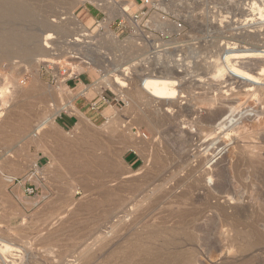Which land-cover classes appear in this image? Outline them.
Wrapping results in <instances>:
<instances>
[{"label":"rangeland","instance_id":"obj_1","mask_svg":"<svg viewBox=\"0 0 264 264\" xmlns=\"http://www.w3.org/2000/svg\"><path fill=\"white\" fill-rule=\"evenodd\" d=\"M68 1L33 0L37 20L41 21L48 17L52 25L66 24V20H62V23L60 16L63 12L72 9V6L68 5ZM141 1L145 0H138L137 5L135 2L130 4L127 7L128 13L134 14L136 11H141ZM156 1L157 3L166 1V7L159 5L155 9L147 7L142 10L148 15L144 14L143 18L135 20L139 21L142 32H138L133 23L134 33L129 28L122 31L111 29V27H115V22L121 16H116L115 12L109 10L110 7L107 8L109 11L101 10L90 0L76 5L73 8L76 19L88 32L90 31L89 33L95 38L94 42L96 41L98 45L104 42L103 39H107V36L105 38L103 34L109 30L105 28L104 24L111 22L109 28L118 37V42L111 41V44L104 42L105 46L99 45L101 48L103 46V49L96 50V42L92 49H87L84 44L77 46V43H74V34H78L79 30L75 29L77 28L75 25L68 23L66 29L53 32L55 39L48 43L53 52L59 56V59L56 60L59 62L41 63L36 68L30 64L31 59L29 58L11 57L0 60V88L5 86L8 88L4 92L3 98H0V116H3L0 117V130H2L0 132V158L6 154L4 158L11 160L9 163V159L6 161L3 158L8 164V166L5 165L7 168L9 164H13L14 169L17 167L13 161L19 163L18 173V169L12 173L11 177H14L12 183L5 181L6 177L0 176V238L13 244L8 248L1 249V253L8 261L16 264H145L156 255L165 258L169 253L181 252L188 256L191 251L195 250V260L190 263L181 262V264H264V244L246 242L236 244L224 240L222 236L225 237L226 228L221 227L218 220H216L218 223L214 225L216 230L213 228L214 230L210 233L205 223L212 216H216L214 212H208L205 219L200 222L202 224L199 225L203 229L201 228L196 234L197 238L201 240L195 247L188 244L181 246L164 243L162 240L153 242L148 239L149 236L146 232L159 222L158 217L161 214L149 210V203H147L149 201L144 199L146 194L139 197L131 191L125 193L121 191L123 194L119 191L122 183L133 180L134 186L141 183L140 187H142L144 184L142 177L148 176L152 172L154 179L149 184L154 183L150 187L149 185L145 187L148 188L147 193L150 190L152 192L156 185L163 184L161 179L169 178L173 174H177L178 178H183L188 169L197 166L202 161L204 162L203 168L209 173L206 178L207 186L212 193L214 191V194H218L216 192L218 183L216 174L220 168L228 167V162L225 160L227 152L231 149L234 150L235 144H239L237 148L243 144L240 140L239 143L237 142L240 135L236 131L242 127L244 121L254 123L260 122L261 119L264 120L263 109L257 102L260 93L264 92V82L252 84V86L243 82L242 85H245L240 84V86L236 83L237 81L233 80L236 83L234 86L231 85L234 83L232 81L220 85L225 79L212 75L216 70V67L213 66H216L219 61L221 62V55L226 51V44L230 40H232L230 42L237 41L241 46L247 45L249 48H260V51H264V21L256 20L252 21L253 23L244 21L247 18L244 14L248 16L250 14V17H254L256 14L250 10L254 1L259 2L258 5L264 8V0ZM145 20H147L146 27L149 30L143 27ZM153 20L158 21L153 23ZM26 26L30 25L26 24ZM40 29L42 30V28ZM143 33L147 40H157L155 44L158 48L144 49L143 53L139 52L138 46H141L142 38H144ZM248 34L252 36L250 40L238 39L240 36ZM115 44L120 45V48L115 47ZM46 46L48 47V45ZM46 46L43 48H47ZM100 52L106 56L107 61L103 66L106 69L103 67L101 69V65L86 68L80 63V59L74 58L98 57L103 55ZM144 52L151 55L147 56L145 53L146 55L142 56ZM149 56L152 57L151 62H148L150 66L147 65L145 68L148 74L150 72L162 74V71L167 67L173 68L177 72L181 70V79L179 80L181 85L185 84L192 90V92H184L183 95L187 93L186 96L190 97V100L198 99L195 101L197 103L194 107L196 115L193 119H197L198 116L199 118L204 117V115L206 117L216 108L230 110L227 115L216 122L214 127L216 134L211 137V140L204 139V137L200 140L199 136L197 139L195 129H185V125L174 130L175 124L164 122L168 108H160L157 103L151 105V107H155L152 110L158 108L157 110H162V113L159 112L158 116L148 114L149 119L157 123V128H153L150 123L142 120L143 114L149 112L148 106L143 103L144 100L142 102L133 101V96H131L132 100L127 97L130 99L127 101L128 99L122 98L114 88L112 89L116 93L107 88L103 93L106 101L95 88L96 83L106 74L105 70H118L120 66L126 68L129 65L135 68L137 63L139 66V62ZM178 59H182L185 63L181 61L178 63L180 66H176L178 64L175 61ZM238 61L246 62L241 64ZM143 62L142 64H145ZM235 63L249 68L260 64L264 66L262 59L259 61L236 60ZM210 67L213 68L210 69ZM65 70L67 73L63 74ZM147 71L145 72L147 73ZM84 73L92 74L93 84L85 90V92L89 90L88 97H81L83 94L76 97L78 94L71 91L74 88L68 89L64 81ZM136 75V71L132 69L129 75L130 82L131 79L136 78ZM127 82L129 83V81ZM36 85L39 88L35 87ZM249 86L255 88V91L248 93ZM231 87L234 88L231 89ZM201 95H208L216 99L215 107L203 103L200 99ZM74 97H76L74 104L77 109L85 115L86 113L90 114V117L87 116L91 122L88 130L91 131V134L99 137V141L105 149L95 154L109 156L108 158L114 164L111 169L113 173H107L110 170L104 172L94 164L93 157L87 156L75 147L70 148L67 162L59 161L54 164L52 157L56 154L58 159L60 154L57 152L56 146L63 143L62 146L71 145L75 136L79 135L77 126L80 119L78 116L77 118L72 115L71 111L62 112L56 118L55 124L47 125L39 133L38 138L41 143L38 141L36 144L31 141V133L38 123L51 114L52 105L73 104ZM188 98L184 100L180 96L179 103H185L183 106H187L190 101ZM94 104H97L95 110L92 109ZM230 105L232 108H229ZM232 109L235 111L231 112ZM67 117L71 118V126L64 128L62 122ZM160 119L162 120L160 121ZM182 132H189L194 136V140L189 146L184 147V145L177 144L176 140L181 141L186 136ZM135 140L141 145L136 146ZM235 150L238 151L236 147ZM175 152L177 153L174 154ZM129 153H135L138 158V163L134 167L127 161ZM157 155L164 158L160 161L162 164L164 162L163 165H159V161L155 164L154 160ZM151 157H154V160ZM87 159L90 169L87 171L76 169V165H81V162ZM35 162L42 169L47 170L40 173L35 171ZM165 164L167 166L163 167ZM51 167L52 169L49 170ZM163 168L167 169L163 171ZM10 169L12 170V168H8V170ZM175 183L176 180L168 179L164 190L174 188ZM27 189H35V194L29 196L26 194ZM178 190L181 192V189H176L175 193ZM151 192L149 193L151 194ZM105 194H108V197ZM120 197L122 200L119 201ZM142 198L144 200L140 201ZM125 199L126 201H124ZM128 201L135 203L132 204L133 207L129 206L131 203ZM150 212L155 213L154 220ZM126 214L129 215L126 216ZM139 215L143 224L133 228L130 223L133 218ZM146 225L147 227H145ZM172 225L173 223H170L167 226L171 227ZM130 229L131 232H129ZM261 229L264 231V227ZM133 231L141 233L142 237L146 234L148 238L145 236V239L143 238L141 241H134V238H131L133 236H129L131 233L132 235L135 233ZM221 232L222 235H220ZM206 236L209 237L208 240ZM138 248H144L148 253L134 255ZM243 249L245 250L243 251ZM127 256L128 259L125 260ZM0 264H3L1 259Z\"/></svg>","mask_w":264,"mask_h":264},{"label":"bare ground","instance_id":"obj_2","mask_svg":"<svg viewBox=\"0 0 264 264\" xmlns=\"http://www.w3.org/2000/svg\"><path fill=\"white\" fill-rule=\"evenodd\" d=\"M32 1L31 0H0V60L2 58H11V57L29 58L31 59L30 64L34 65L36 68H38L41 63L59 62V61H56L57 59H59V56L53 52L52 48L49 46L48 43L55 39V35L53 32H55L56 30H60V29L62 30L66 29V25H68V23H70V25L72 24L73 26L75 25L77 27L75 29L79 30L77 32L78 34H74V43H77V46L84 44L87 49H92L94 45L97 43L96 41H95L96 43L94 42V39H95L94 36H92L89 33L90 31L88 32L84 28V26L78 22V20L76 19L73 13V8L79 3L80 4L84 3L86 0H76V1L69 0L68 5L70 4L72 6L71 7L72 9L67 10L61 14L60 16L61 21L66 20V24L60 23V25H52L49 22L48 17H45L41 21H38L35 15V5ZM58 1L64 2L67 0H58ZM90 1L95 6H97V8L104 10V11L108 10L107 8L110 7L109 10L111 9L113 12H115L116 16H121L124 19L127 18L128 16L127 12L129 11H127V7L134 2L133 0L132 2L131 0H128V1L126 0L125 1L123 0L122 1L121 0H90ZM148 1H150L154 9L155 7H158L159 5H164V7H166V3H165L166 1L160 2V3H157L156 0H148ZM258 3L257 1L256 2L254 1L253 5H251L252 7L250 10H252L254 13L252 11L251 12L253 14L256 13L254 17H250V14L248 16L247 14L243 13L244 15L247 16V18L244 19V21H248V22H252V21L255 22L256 20L264 21V8L258 5ZM257 15H259L260 17L257 18L256 17ZM156 21L153 20V23H156ZM132 22L135 24V28L137 29V31L140 32L141 27H140L139 21L133 20ZM110 23L111 22L104 24L105 28H107L109 31L103 34L105 38L107 36V39L106 40L101 39V40L108 44L109 43L111 44V41H114L115 43H117L118 37L116 36L115 33H112V31L110 30L109 28ZM26 24H29L30 26H26ZM40 28H42V30ZM103 35L101 34V36ZM142 35L144 36V38H142L143 40L141 42V46L140 47L138 46L139 52L142 51L141 53H143L144 49L150 50V49L158 48V46L156 47V44H155L157 43V40L149 41L145 38L144 33ZM250 37L252 36L248 34L245 36H240L238 39L243 38V41H244L245 39L250 40ZM230 41L227 42L226 44L227 45L226 51L224 52L223 55H221L222 56L221 62L219 61L218 64H216V66H213V67H216V70L212 73V75H214V77H223L225 79L220 85L227 84L228 81H232V82L237 81L236 83L238 85L240 84L242 85L243 82L249 83L248 85H251V86L252 84L254 85V84H259L261 82L263 83L264 82V66L260 64L261 61L259 63L261 66L255 65L254 66L255 69H253L254 68L253 66H252L253 68H249L244 65H241L242 62L244 64L246 61H242V62L240 61L241 64H239L240 62L238 61L239 65L235 62L236 60H248V61L250 60L259 61L261 59L264 60V51L262 50L260 51L259 50L260 48H249L247 45L245 46L243 45L244 46L243 47L241 46L240 43H237V41L236 42H230ZM43 42H44V45H43ZM104 42L102 43L103 45H104ZM46 45H48V47ZM96 45H97V49L94 48L96 50L104 48L103 46L102 48L99 47L100 44L98 45V43ZM43 46L44 47L46 46L47 48H43ZM116 46H118V49L120 48V45L115 44V47ZM145 53L147 54V56L151 55V54H148V52H144L142 56H145L146 55ZM100 54H103V52L102 53L100 52ZM103 55H100L98 57L84 56L81 58L80 57H74V58L80 59L81 60L80 63L85 65L86 68L101 65V69H102L105 61H107L106 56L104 55L105 56L104 57ZM151 58H152L151 56L147 58L144 57L142 61H144L145 64H142V61H140L139 66H137L138 64L137 63L134 66L135 68H133L132 65H129L126 68H123V66H120L118 70H114V69L108 70V71L105 70L106 74L104 75L102 80H100L99 84L102 86L114 88L120 94L122 98L129 97L131 99V96H133V101L136 100V101L142 102L144 100L145 102L143 103H145L146 106H148L147 108L149 109L150 113L148 112V113L143 114L144 116L143 118L142 117L141 118L144 122L146 121L147 123H150L153 128H157V123L149 119L148 114L150 115L153 114V115L158 116L159 112L162 113L161 112L162 110L160 111L157 110L158 108L152 110V108H155V107L153 106L151 107V105H154L157 103L160 106V108L161 107L168 108L167 109L168 114L167 113L165 114L166 119L164 122L168 121L170 123L175 124L174 130H176L181 125L183 126L185 125L186 127L185 129L187 128L195 129V132L197 134L196 135L197 139L199 136L200 140L202 139V137H204V139L209 138L211 140V137L216 134V129H214L216 122L220 120L223 116L227 115V113L230 110L227 109L226 111L223 109L216 108V110L211 111L212 114L210 113V115L208 116L206 115V117L204 115V117L199 118L198 116L197 119H193V117L196 115L194 111V107L197 103L195 101L198 99L194 98L193 100H190V97L188 98V96H186V94L189 91L192 92V90L189 87H187L185 84L181 85V82L179 81L181 79V73H182L181 70L180 72H177L175 69L167 67L166 69L162 71L163 72L162 74L161 73L159 74V72L157 74H155L154 72H150L148 74V71L145 68H147V65L148 67L150 66L149 63L151 62ZM181 61L182 63H185V61H183L182 59H178L175 62L178 64ZM250 63L252 64V62ZM176 66H180V65L178 64ZM212 68L210 67V69ZM104 69H106V67ZM132 69L136 71L137 75L135 76L136 78L131 79V82H130L129 75ZM145 71H147V73ZM213 79L221 80L220 78L219 79L213 78ZM127 81H129V83ZM236 83L234 82L231 85L234 86V84ZM38 85H36L35 87H37ZM41 86L43 88V84ZM130 86L132 87L130 88ZM47 87H44V88L48 89ZM233 88L231 87V89ZM249 88L250 90H248V93L255 91V88L250 87V86ZM7 90L8 88H6V86L0 88V98H3L4 92ZM184 92H187V93L183 95ZM180 96L184 100H186L187 98L190 100V101L188 100L189 104L187 106H183L185 105V103L184 104L179 103ZM129 98H127L128 99L127 101L130 100ZM200 99L202 100L203 103H208L210 105H213L214 107H215V104L217 103L216 99L208 95H205V96L201 95ZM257 102H259L260 104L259 107L260 106L262 107L263 109V110L261 109L262 114H264V92L262 94L260 93L259 99ZM52 107L53 109H52L51 114L48 117H46L45 120L38 123L35 130L31 133L30 135L31 141L38 143V141H40V139L38 138V135L47 125L55 124L56 118L62 112L71 111L73 114L77 115L80 119V121L78 120L79 124L77 126L78 127L77 130H79L78 132L79 135L75 136V138L71 142L72 143L71 145L62 146L64 144L63 143L62 145L56 146V150L60 154H59L58 159L56 158V154H54L55 156L53 155L54 157L52 158H53L54 164L59 163V161L61 163L67 162L69 160L70 148L75 147V148L80 149V151H83V153H85L87 156L93 157L94 164H96L98 167L104 170V172L110 170L111 172L109 171L107 173H113V170L111 169H113L114 164L112 163L111 159L108 158L109 156L108 155L106 156V154L102 156H99V155L97 156L95 154L96 152L101 151L104 148H103L102 143L99 141V137H97V135L91 134V131L88 130V127L91 126L90 120L86 118L85 115H83L81 112H79L78 109L72 103L53 104ZM236 107H233V108H236ZM229 108H232V106ZM234 111L235 109H232L231 112H234ZM0 117H3V116H0ZM161 118L164 120L163 117ZM162 119H160V121ZM107 124L109 125V123ZM0 132H2V130H0ZM236 132L239 133L240 135V139L238 138L237 142L239 143V140H240L242 141L243 144L239 146L238 148L237 146L239 144H235V147L238 151H236L234 147V150L231 149L227 152L225 156V160L228 162V165H227L228 167L224 166L220 168L216 174V178L218 177L216 192H218V194L217 193L214 194L215 193L214 191L212 193L211 189L207 186L206 178L207 176H209V173L203 168L204 162L202 161H200L197 166L188 169L186 172V175L183 178H178L177 174L172 173L173 175H171V177L169 178L166 177V178L161 179L160 181H162L163 184L158 183L159 186L156 185L155 189L152 190V192L151 190L149 191L151 192V194L149 192L147 193L148 188L146 189L145 187H147V185H149L150 187L154 183L153 182L149 184L150 181L154 179L152 177L153 174H151L152 172L150 173V175L142 177V180H143L142 182H144L142 187H140L142 185L141 183H140L141 185L139 184V185L134 186L132 184L134 180L129 181L128 183L124 182L122 183L123 185H120V188H119L120 192L123 191L125 193L126 191L127 192L131 191L133 194H136V196L139 195V197L140 195L146 194L147 196L144 195V199L149 201L147 202L149 203V206H148L149 210L154 211L156 213L159 212V214L162 215L158 217L159 222H157V224L151 229L149 228L150 231L146 232L148 233L147 235L149 236V238L146 236V234L145 236L148 239L152 240L153 242H159L160 240H162L164 243H167V242L174 243L176 245H181V246L182 244L183 245L188 244V245H191L192 247L193 246L195 247L197 242L201 240L197 238L198 236L196 234V232H198L202 228L200 227V225L202 224V223L200 224V222H202V220L205 219L204 217L208 212H214L216 216L214 217L212 216V218H209L208 221L205 223L208 226L207 229H209L210 233L214 229L216 230V228H214V225L218 223L216 221L218 220L220 222L221 227L226 228V233L224 232L226 235L224 234L225 237L222 236L224 240L231 242V243H236V244L238 242H246L249 244H252V243L253 244H264V231L261 229V227H264V120L261 119L260 122L256 121L254 123L251 121L250 122L244 121L242 127L239 128ZM182 133H185L184 135L186 136L181 141L176 140V142L178 141L177 144L184 145V147L189 146V144L194 140V136L191 135L189 132H182ZM180 137H181V134H180ZM180 137L178 136V138ZM139 144L140 142H137V140H135V145L140 146L141 144L140 145ZM176 153L177 152H175L174 154ZM5 156H2L0 158V176L6 177L5 181H7L8 183H12L14 180V177H11L13 175L12 173H14L18 169L19 163L13 161L14 163L17 164V167L14 169V167H12L13 164L12 165L9 164L8 168H12V170L11 169L8 170V168L5 166L7 163H5L4 159L7 161L9 158L7 156L8 159H6L4 158ZM157 156L155 157V160H154V157L153 158L151 157V158L155 161V164H157V162L159 161V165H160L162 164L160 163L162 157H160V155H157ZM162 160H164V158ZM9 163H11V160ZM54 164H53V168H54ZM153 165H154V162H153ZM166 166L167 165L165 164V166L163 167H166ZM34 169L35 171L39 173L47 170V169L45 170L42 169L38 165L37 162L34 163ZM51 169L52 167L49 170ZM76 169H80L82 171H87L88 169H90V163L88 159L86 161L81 162V165L79 164L76 165ZM153 169L155 170V168ZM164 169H167V168H163V171ZM18 171L19 169L17 170V173ZM117 175H118V172H117ZM168 179H171L172 181L176 180L175 187L169 190L167 189L164 190V187H165L164 185L167 184ZM135 181L137 180L135 179ZM176 189H181V192H179L178 190L179 193L178 192L175 193ZM123 192L121 193L123 194ZM105 196L108 197V194H105ZM121 198L122 197L119 198V201ZM133 198H136V197H133ZM144 199L142 198L140 199V201ZM124 201H126V199ZM121 203H124V202L121 201ZM129 203L131 204L130 205L128 204V205L133 207L132 204L134 202L132 203V201H130ZM137 206H134V207L136 208ZM161 206H164V208H161ZM128 215L129 214H126V216ZM150 215H152V219H153L155 216V213L150 212ZM142 221L143 220L139 215L138 217L133 218V221L130 223V226L135 228L139 226L142 223ZM170 223H173V225L171 227H168L167 225ZM145 227H147V225ZM129 232H131V229L129 230ZM210 233H208V235ZM220 235H222V232L220 233ZM129 236H133L131 238L132 239L134 238V241L135 240L141 241L145 237V236L142 237L141 233H137V232H135L133 235L131 233V235ZM207 236H206V239L208 240L209 237ZM12 245L13 244L11 242L0 238V259L2 260L3 264H16V263L10 262L7 259H5L6 257H4L3 254L1 253V249H5V247L8 248ZM244 250L245 249H243V251ZM143 253H148V251L144 248H138L137 250H135L134 255L143 254ZM179 253L181 252L169 253L166 255L165 258L162 256L161 258L160 256L156 255V256H153L152 259H149L148 261H146L145 264H181V262L190 263V262H193L196 258L195 250L191 251L190 254H188V256H185L184 254L182 253L179 254ZM127 259H128V256L125 257V260Z\"/></svg>","mask_w":264,"mask_h":264},{"label":"crops","instance_id":"obj_3","mask_svg":"<svg viewBox=\"0 0 264 264\" xmlns=\"http://www.w3.org/2000/svg\"><path fill=\"white\" fill-rule=\"evenodd\" d=\"M137 1L138 0H134L135 3H137ZM99 83H100V81L96 83L95 88L100 92V95L102 96V98L107 101V99L103 96L104 90L107 89V88H110V89H112V88L111 87L102 86ZM92 84H93V76H92V74L91 73H84V74H81V75H79V76H77L75 78H70L68 80V82L66 83V87L68 89H71V87H73L74 90H71V91L76 92L78 94L76 97H79L82 94L83 95L81 97H88L89 96V90L86 91V92H85V90L88 87H90ZM97 84H98V86H97ZM112 90L116 93V91L114 89H112ZM76 97H74L73 100H72L74 106H75L74 101H75ZM78 111L81 112L80 110H78ZM69 113H71V112H69ZM82 114L85 115L84 113H82ZM72 115L77 117V115H75V114H72ZM85 116L86 117L87 116L90 117V114L86 113ZM91 117H93V116H91ZM70 121H71V118L70 119H69V117L65 118L64 121L62 122V126L64 128L70 127L71 126L70 125V123H71ZM127 161L132 165V167H134L138 163V158L136 157L135 153H129Z\"/></svg>","mask_w":264,"mask_h":264},{"label":"built area","instance_id":"obj_4","mask_svg":"<svg viewBox=\"0 0 264 264\" xmlns=\"http://www.w3.org/2000/svg\"><path fill=\"white\" fill-rule=\"evenodd\" d=\"M137 3H136V5H137ZM141 6H142L141 7V11H136V13H134V14H129L127 12V15H128L127 18L124 19V18L121 17V18L117 19V21L115 22V27H111V29L115 28L114 29L115 31H122L123 29L129 28V29L133 30V33H134L135 29L133 27V22L132 21L143 18V15L146 14V13H143L142 10H144L145 8H147V7L153 8V5L148 0L141 1ZM146 22H147V20L144 21L143 27L146 30H149V28L146 27ZM66 73H67V70H65L63 74H66ZM64 82L67 83L68 80H65ZM96 108H97V104H94L92 106V109L95 110ZM26 194H28L29 196L34 195L35 194V189H27L26 190Z\"/></svg>","mask_w":264,"mask_h":264}]
</instances>
